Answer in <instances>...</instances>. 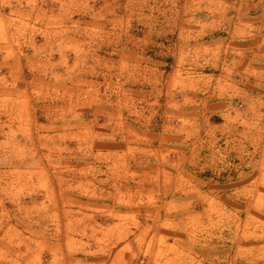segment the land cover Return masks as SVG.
I'll return each mask as SVG.
<instances>
[{"label": "crops", "instance_id": "0c3cea01", "mask_svg": "<svg viewBox=\"0 0 264 264\" xmlns=\"http://www.w3.org/2000/svg\"><path fill=\"white\" fill-rule=\"evenodd\" d=\"M240 223L264 264V0H0V264H223Z\"/></svg>", "mask_w": 264, "mask_h": 264}, {"label": "rangeland", "instance_id": "374dc122", "mask_svg": "<svg viewBox=\"0 0 264 264\" xmlns=\"http://www.w3.org/2000/svg\"><path fill=\"white\" fill-rule=\"evenodd\" d=\"M142 6L145 7H150L151 2L155 3V6H157L156 1H140ZM162 1H159V4H161ZM161 6V5H160ZM238 241H237V246L235 245L233 248V253L235 256H233L232 261H229L231 258H226V256H223V264H252L249 262L251 260L249 257L246 256L245 250L243 249L244 244L247 243L246 237H247V225L240 223L238 226ZM226 241H224V253L225 250L229 251V249L225 246Z\"/></svg>", "mask_w": 264, "mask_h": 264}]
</instances>
